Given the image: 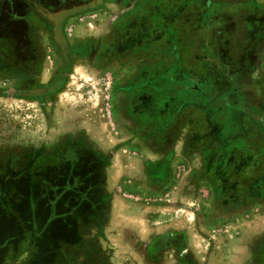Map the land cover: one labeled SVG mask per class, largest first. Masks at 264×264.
Masks as SVG:
<instances>
[{
    "label": "flooded vegetation",
    "instance_id": "obj_1",
    "mask_svg": "<svg viewBox=\"0 0 264 264\" xmlns=\"http://www.w3.org/2000/svg\"><path fill=\"white\" fill-rule=\"evenodd\" d=\"M225 1L0 0V100L26 103L32 124L25 140L0 134V211L29 194L40 232L60 227L44 254L60 264H264V0H239L248 5L236 16ZM125 184H173L190 200L207 190V221L236 229L235 251L200 253L181 220L134 230L115 216ZM15 227L0 239L1 264L27 236Z\"/></svg>",
    "mask_w": 264,
    "mask_h": 264
},
{
    "label": "rangeland",
    "instance_id": "obj_2",
    "mask_svg": "<svg viewBox=\"0 0 264 264\" xmlns=\"http://www.w3.org/2000/svg\"><path fill=\"white\" fill-rule=\"evenodd\" d=\"M247 5L248 3H241L239 0H226L221 5V8L222 10H226L227 14L234 13L236 16V14L242 13V9L247 7ZM104 14L105 12L101 11L96 17H101ZM53 17L56 26H58L57 24L63 23L67 19V16L65 17V19L63 18L64 14L62 12L55 14ZM239 17L240 15L235 19L236 22L242 20V18L240 19ZM227 20L234 24L232 22L233 18ZM191 21L192 17H188L183 24L186 29L190 30L188 31L190 35L191 32L194 33L195 28H197L195 24H193L192 27ZM252 33L253 31H250L245 36H241L240 40L243 39L242 41L244 42L245 40L248 41V37L252 35ZM92 85V101L98 102L99 106L105 107L106 104L102 103V91L100 89L101 84L92 83ZM68 98L69 97H67V99ZM27 114H29V111L27 109L26 103L10 99L0 100V134L2 140H9V134L12 129H15L13 137L18 141L25 140L27 138L28 130L32 125L28 123L31 119L28 118L29 116ZM121 192H123L121 196L123 197L122 200L125 202L124 207L129 211L126 214L128 216L121 218H123L129 224L132 223L133 225H135L132 226L134 230L143 232L148 225L153 226L154 222H156V225H159L160 222L169 219L181 220L183 222H186L187 226H189L188 230L191 232L190 234L193 236L194 242L197 245V247L195 248H197L200 253L206 252L207 250L209 252L215 251V253L219 254L218 259L220 260L222 255H228L229 251H232L230 248V241H234L235 238L232 239L227 237V239H229V243L226 244L223 249L219 248L221 239H223V237L228 234L227 231H224V229H226L227 227L210 226V223H208L207 221V203L209 202L210 198V194L207 192V190L201 191L203 196L202 194L198 195L195 200L180 198L179 196H177L173 191V184L168 188V192L164 194L160 198V200L151 199L146 194H140L138 190L135 191L138 193L137 195L133 194V191L131 190L129 184H125L124 189ZM16 203V209L20 214L18 218H14V214H0V239L4 234V230L9 228L11 223L20 222V224H28L26 225L28 229L26 228L24 232H20V227H15L13 230V233H17V236L25 237V235H27L25 237V240H20L18 242V244H22V246L19 248L20 254L16 258V261L21 262V264H60L59 262H57L59 254L53 252V255H46L43 252L45 251L46 247L52 246L53 242L50 239V235L53 234V237L59 238L60 227L56 225V223H54L52 226L50 225L51 227L48 226L49 228L41 226V228H43L40 232V224L38 223L42 224V208H37L35 206V213H33L32 217V212L30 207L28 206V202L21 201L19 198L15 201V204ZM154 203L158 204V206H155ZM160 206H162V208H159ZM157 209H161V212H157ZM37 232L39 233L37 234ZM112 240H115V238H112ZM112 240H110L109 245L113 247ZM1 249L2 246L0 245V250ZM64 252L67 259L72 258L73 251L67 249ZM212 255H214V253ZM0 260L2 261V258H0ZM72 260H74V258H72L71 261ZM16 261L6 258V260L2 262V264H17ZM117 263H119V260ZM61 264L63 263L61 262Z\"/></svg>",
    "mask_w": 264,
    "mask_h": 264
},
{
    "label": "crops",
    "instance_id": "obj_3",
    "mask_svg": "<svg viewBox=\"0 0 264 264\" xmlns=\"http://www.w3.org/2000/svg\"><path fill=\"white\" fill-rule=\"evenodd\" d=\"M124 189V186L123 187H121L115 194L117 195V197H118V200H117V206H116V208H115V216L117 217V218H120V219H123L125 216H128V215H126L127 214V212H129L124 206H125V202L122 200L123 199V197L121 196L122 194H123V192H121L122 190ZM131 190L133 191L132 193L133 194H138L137 192H135V191H137V190H135V189H132L131 188ZM138 191H139V193L140 194H143V195H147L149 198H151V199H159L160 200V198L164 195V194H166L167 192H168V188L167 189H165L164 191H159V192H154V193H149V192H144L143 190H139L138 189ZM177 196H179L178 195V193H176V192H174ZM155 204V206H158V204H156V203H154ZM118 205H120V206H118ZM159 208H162V206H160ZM157 212H161V209H157L156 210ZM121 217H123V218H121ZM171 220H173V219H169V220H166V221H163V222H160V224H162V223H165V222H167V221H171ZM156 222H154V224H155ZM129 224V223H128ZM122 225H124V224H122ZM129 225H131V226H135V225H133L132 223H130ZM156 225V224H155ZM158 226V225H157ZM223 226L224 227H228L229 225L228 224H223ZM227 230H228V228H226ZM228 234L227 235H225V238L226 237H229V238H232V239H234V238H236L237 237V233H236V229H232V228H230L229 229V232H227ZM234 236V237H233ZM227 240H229V239H227ZM224 242H226L225 240H224ZM230 243H231V241H230ZM236 247L237 246H235V248H234V246L233 245H230V248H231V250L232 251H234L235 249H236Z\"/></svg>",
    "mask_w": 264,
    "mask_h": 264
},
{
    "label": "trees",
    "instance_id": "obj_4",
    "mask_svg": "<svg viewBox=\"0 0 264 264\" xmlns=\"http://www.w3.org/2000/svg\"><path fill=\"white\" fill-rule=\"evenodd\" d=\"M25 180H19V182H24ZM20 186V185H19ZM34 197V199H35V196H33ZM13 198H14V200H17V199H19L20 198V200L21 201H26V202H28V200H29V198H30V195L29 194H27V193H24V192H20V193H18V194H15L14 196H13ZM16 205H17V203L15 204V205H13V207L11 208V210H4V211H0V214H2V215H12V214H14V218L16 217V218H18V216L20 215L19 214V211L16 209ZM35 206L36 205H34V208H35ZM32 209L31 210V212H32V217H33V213H35V209ZM15 225H17V226H19L20 227V232L21 231H25L26 230V228H27V226L26 225H28V224H20V222H15L14 223ZM18 227V228H19ZM28 229V228H27ZM27 233V232H26ZM39 232H37V234H38ZM17 234V233H16ZM1 245V244H0Z\"/></svg>",
    "mask_w": 264,
    "mask_h": 264
}]
</instances>
